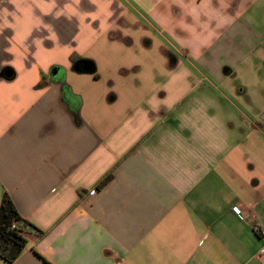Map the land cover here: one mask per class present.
Instances as JSON below:
<instances>
[{"label":"crops","instance_id":"crops-1","mask_svg":"<svg viewBox=\"0 0 264 264\" xmlns=\"http://www.w3.org/2000/svg\"><path fill=\"white\" fill-rule=\"evenodd\" d=\"M259 1L0 0L10 264H264Z\"/></svg>","mask_w":264,"mask_h":264},{"label":"trees","instance_id":"trees-1","mask_svg":"<svg viewBox=\"0 0 264 264\" xmlns=\"http://www.w3.org/2000/svg\"><path fill=\"white\" fill-rule=\"evenodd\" d=\"M111 176V173L106 174L99 185L105 184ZM32 229L37 230L19 215L4 192L0 201V259L9 264L14 262L26 246L24 233Z\"/></svg>","mask_w":264,"mask_h":264},{"label":"rangeland","instance_id":"rangeland-1","mask_svg":"<svg viewBox=\"0 0 264 264\" xmlns=\"http://www.w3.org/2000/svg\"><path fill=\"white\" fill-rule=\"evenodd\" d=\"M258 8H254L251 13L253 17L256 29L264 31V0H260L257 5ZM251 22L252 19H251ZM262 23V24H261ZM258 27V28H257ZM260 35L264 37V34L260 32ZM259 50H262L260 48ZM258 50V51H259ZM241 82L246 86L248 97H250V103H258L262 101L261 92L264 88V68L261 66H255L252 60L239 65L237 68Z\"/></svg>","mask_w":264,"mask_h":264},{"label":"water","instance_id":"water-1","mask_svg":"<svg viewBox=\"0 0 264 264\" xmlns=\"http://www.w3.org/2000/svg\"><path fill=\"white\" fill-rule=\"evenodd\" d=\"M73 68L75 71L77 72H81V73H93L95 71L94 69V65L92 64V62L88 61V60H79L76 61L73 65ZM61 71L58 68H53V74H59ZM5 76H9L10 75V71L7 70L4 73Z\"/></svg>","mask_w":264,"mask_h":264},{"label":"built area","instance_id":"built-area-1","mask_svg":"<svg viewBox=\"0 0 264 264\" xmlns=\"http://www.w3.org/2000/svg\"><path fill=\"white\" fill-rule=\"evenodd\" d=\"M233 210L236 212V213H239V209L237 207H234ZM262 252H264V247L262 249Z\"/></svg>","mask_w":264,"mask_h":264}]
</instances>
